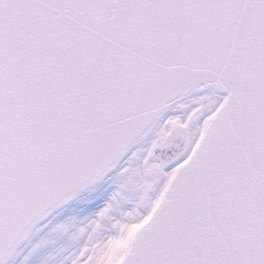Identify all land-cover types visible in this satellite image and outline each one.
Here are the masks:
<instances>
[{
	"label": "snow or ice",
	"instance_id": "snow-or-ice-1",
	"mask_svg": "<svg viewBox=\"0 0 264 264\" xmlns=\"http://www.w3.org/2000/svg\"><path fill=\"white\" fill-rule=\"evenodd\" d=\"M45 230L43 264H264V0H0V264Z\"/></svg>",
	"mask_w": 264,
	"mask_h": 264
},
{
	"label": "bare ground",
	"instance_id": "bare-ground-1",
	"mask_svg": "<svg viewBox=\"0 0 264 264\" xmlns=\"http://www.w3.org/2000/svg\"><path fill=\"white\" fill-rule=\"evenodd\" d=\"M110 184L111 182H101V184L97 187L96 191L92 193H82L79 197L74 198L73 200L59 208L49 219H51L52 221H54L55 218H57V220L59 218L62 219L64 215H66L67 213L70 214L72 212L75 213V216L71 217L83 219L85 216H88L90 213L94 212L97 207L108 198L110 192L113 190V186H110ZM78 207L81 208L80 212H78ZM68 217H66L65 219H67ZM35 233L36 232L34 231L33 234L30 235L29 239L25 241V243H33V241L35 240ZM52 237L57 238L56 236ZM44 238L47 242L44 243L37 250V252L31 257V260H29L28 264H37L41 259V256L48 251H50L48 256L53 259V257H55L56 249H58L61 245L65 244L67 240L66 235L60 236L58 240L54 242L51 237L48 238V236H45Z\"/></svg>",
	"mask_w": 264,
	"mask_h": 264
},
{
	"label": "rangeland",
	"instance_id": "rangeland-1",
	"mask_svg": "<svg viewBox=\"0 0 264 264\" xmlns=\"http://www.w3.org/2000/svg\"><path fill=\"white\" fill-rule=\"evenodd\" d=\"M78 209V212H80V210H81V208L80 207H78L77 208ZM54 215V214H53ZM68 216H75V213L74 212H72V213H67L66 215H64V217L61 219V218H59L58 220H57V218H55L54 219V221H52L53 222V224H55V223H58V222H62V221H64V220H66L65 218L66 217H68ZM52 217V216H51ZM50 217V218H51ZM57 220V221H56ZM51 227V226H50ZM45 236H48V238H52L53 239V242L54 241H57L58 240V238L60 237H57V238H54V237H52V236H49L48 234H47V230H45V231H40V232H36L35 233V240L33 241V243H25V244H23L21 247H20V251H19V254L16 256V257H14V260H13V262H12V264H28V262H29V260H31V257L37 252V250L43 245V244H41V246L40 247H38V248H35V250H33V247H34V245H37V244H40V242L42 241V240H46L44 237ZM68 239V238H67ZM67 241V240H66ZM123 246V244L122 243H118V244H116V245H114V247H122ZM31 252V255H29V253ZM50 253V251H48V252H46L45 254H43L42 256H41V259L39 260V262L37 263V264H43V262L46 260V259H52V258H50L49 256H48V254ZM25 257H27V260H25ZM53 258H55V257H53Z\"/></svg>",
	"mask_w": 264,
	"mask_h": 264
}]
</instances>
